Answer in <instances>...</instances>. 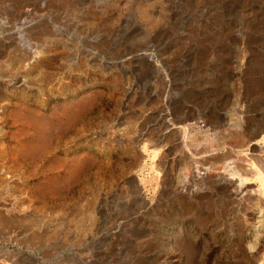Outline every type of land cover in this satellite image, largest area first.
Segmentation results:
<instances>
[{
    "label": "rangeland",
    "instance_id": "obj_1",
    "mask_svg": "<svg viewBox=\"0 0 264 264\" xmlns=\"http://www.w3.org/2000/svg\"><path fill=\"white\" fill-rule=\"evenodd\" d=\"M232 1L0 0V264H264V186L253 198L234 194L207 171L174 189L189 143L188 156L206 154L208 166L264 140V0ZM183 86L179 99L208 111L199 129L176 123L177 134L168 124L176 100L163 96ZM239 87L252 100L241 130L227 127ZM164 145L166 171L151 152ZM251 152L258 167L264 155Z\"/></svg>",
    "mask_w": 264,
    "mask_h": 264
},
{
    "label": "bare ground",
    "instance_id": "obj_2",
    "mask_svg": "<svg viewBox=\"0 0 264 264\" xmlns=\"http://www.w3.org/2000/svg\"><path fill=\"white\" fill-rule=\"evenodd\" d=\"M236 0H233L232 2H230L229 4L230 5H228V6H230V8H233V9H235L234 8V5H235V2ZM241 1V0H240ZM244 1V0H243ZM243 1H242V3H243ZM225 2H226V0H225ZM238 2H236V4H237ZM251 3V2H250ZM249 3V4H250ZM252 3H254V2H252ZM226 4V3H225ZM255 4H256V2H255ZM259 5V4H258ZM237 7V6H236ZM250 7V6H249ZM257 11V10H256ZM230 15V14H229ZM234 17V16H233ZM232 17V18H233ZM243 18V17H242ZM255 18V17H254ZM247 21V20H246ZM249 21V20H248ZM255 21V20H254ZM250 22V21H249ZM230 23V22H229ZM251 26V25H250ZM237 27V26H236ZM243 27H244V24H243ZM203 28V27H202ZM201 28V29H202ZM198 29V28H197ZM248 29V28H247ZM202 31V30H201ZM205 31V30H204ZM250 31H252V30H250ZM199 32H200V29H199ZM247 32V31H246ZM245 32V33H246ZM249 33V32H248ZM200 34H201V32H200ZM253 34H255V33H253ZM198 37V36H197ZM242 39V38H241ZM253 41V40H252ZM232 42V41H231ZM233 45V44H232ZM239 45V44H238ZM241 46V45H240ZM237 48V47H236ZM234 50H236V49H234ZM240 50V49H239ZM32 51V50H31ZM34 51V50H33ZM37 52V51H36ZM243 54V53H242ZM37 56V53H33V54H31L30 55V57H29V62H32L34 59H35V57ZM144 56L148 59V60H152V61H154V56L152 55V53H144ZM197 57V56H196ZM243 57V56H242ZM237 58V57H236ZM241 58V57H240ZM242 59V58H241ZM248 59V58H247ZM246 59V56H244L243 57V59H242V61L240 62L241 64L242 63H244L245 62V60H247ZM247 62V61H246ZM244 72V71H243ZM247 72V71H246ZM232 73V72H231ZM240 73H242V71H240ZM245 73V72H244ZM239 77V76H238ZM241 77V76H240ZM246 77V76H245ZM242 78H243V76H242ZM26 76H24V75H22L20 78H19V84H24L25 85V82H26ZM12 83V82H11ZM255 87V86H254ZM260 87V86H259ZM243 87H239L237 90L236 89H231L230 90V96H231V103H230V100L228 101L229 103H230V107H229V110L231 111V116H232V114H234L235 116H234V118H235V120L237 121L236 123L235 122H233V121H231V122H229L228 124H227V127H230V126H233V127H235V128H237V130H241L242 129V127H243V120H242V115L240 114V113H242V112H240L241 111V109L242 108H245V106H250V104L252 103V100H250V98H248V95L246 96L245 94H244V92L245 91H243V90H241ZM169 89V88H168ZM181 90H178V91H173V92H170L169 90L166 92V94H165V96H163V97H165V98H168V97H174V100H176V103H175V105H173V107H172V114H171V116L173 117V121L172 122H169L168 124H169V126H171L170 128L172 129V130H174V133H179V132H183L184 131V128L181 126V125H176V123H180V122H186L187 121V126H188V129L189 130H192L193 128H198V125L197 124H200L201 122H204V115H205V112H206V110H207V108L206 107H201L198 103H196L197 101H185V100H181V99H179L180 97H182V96H185V95H187L189 92H188V88L186 87H182V88H180ZM244 89V88H243ZM248 89V88H247ZM167 90V89H166ZM194 90H197V89H194ZM199 90V89H198ZM206 90H207V88H206ZM217 90H219V88H217ZM203 91H205V90H203ZM224 91V90H223ZM226 91V90H225ZM199 92V91H198ZM197 92V93H198ZM206 92H208V91H206ZM256 92H258L257 91V88H255V89H249L248 90V93H249V95H253V94H255ZM209 93H210V91H209ZM212 93V92H211ZM224 94V93H223ZM163 95H164V93H163ZM203 95V94H202ZM218 95V94H217ZM220 95V94H219ZM191 96V95H190ZM200 96V95H199ZM250 97V96H249ZM200 98V97H199ZM214 98V97H213ZM217 98V97H216ZM203 99V98H202ZM206 99V98H205ZM222 99V98H221ZM164 100V99H163ZM168 100V99H167ZM166 100V101H167ZM217 100V99H216ZM169 101H171V100H169ZM173 101V100H172ZM202 101V100H201ZM223 101V100H222ZM226 101V100H225ZM219 102V101H218ZM209 103V102H208ZM213 103V102H212ZM225 103V102H224ZM260 103V102H259ZM262 103V102H261ZM215 104V103H214ZM255 104V103H254ZM206 105V104H205ZM171 106V105H170ZM165 107V106H164ZM211 107V106H210ZM213 107V106H212ZM215 107V106H214ZM259 107V106H258ZM167 108V107H166ZM168 108H169V105H168ZM215 108H217L218 110H222L221 109V107L220 106H216ZM251 108V107H250ZM257 108V107H256ZM261 107H259V109H260ZM163 109V108H162ZM210 109V108H209ZM217 109H216V111H217ZM246 110V109H245ZM256 110V109H255ZM258 110V109H257ZM208 111V110H207ZM211 111V110H210ZM215 111V110H214ZM244 111V110H243ZM253 111H254V109H253ZM259 111V110H258ZM257 111V112H258ZM218 112V111H217ZM246 112V111H245ZM245 112H243V113H245ZM249 112V111H248ZM259 113H260V117L261 118H259L260 120H259V126H258V128H259V130H262L263 131V129H264V107L258 112V115H259ZM166 114H168V113H166ZM221 114L223 115V116H225V117H227V118H229L228 117V111H224V112H221ZM246 114H247V112H246ZM254 114V113H253ZM201 115V118H203L204 120H200V121H198L199 119H197L198 118V116H200ZM218 115V114H217ZM245 115V114H244ZM256 115V113L254 114V116ZM204 116V117H203ZM209 116H211V114L209 115ZM163 117V116H162ZM170 117V116H169ZM218 117V116H217ZM216 117V118H217ZM222 117V116H221ZM193 118H195V120H193ZM211 118H213V117H211ZM192 119V121H188V120H191ZM222 119V118H221ZM221 119H219V120H221ZM230 119V118H229ZM231 119H233V117L231 118ZM230 119V120H231ZM253 119V118H252ZM258 119V118H257ZM163 120H165V119H163ZM206 121V120H205ZM211 121V120H210ZM222 121V120H221ZM226 121V120H225ZM254 121H256L255 119H254ZM217 122V121H216ZM215 122V123H216ZM208 123V122H207ZM210 123H212V122H210ZM218 123V122H217ZM216 123V124H217ZM222 123V122H221ZM225 123V122H224ZM223 123V124H224ZM227 123V122H226ZM168 124H167V126H168ZM184 124V123H183ZM204 124H206L205 122L204 123H202V124H200V126H203ZM213 124V123H212ZM257 124V125H258ZM183 126H185V124L183 125ZM216 126V125H215ZM215 126H213V127H215ZM225 128H223L222 127V129H226V126H224ZM232 127V128H233ZM216 128V127H215ZM231 128V127H230ZM257 128V127H256ZM258 128H257V130H258ZM187 129V128H186ZM199 129V128H198ZM209 126H205V128L204 129H201L202 131H204V133L203 134H205V136L207 135H209L211 132H209ZM166 130V129H165ZM219 130V129H218ZM193 131V130H192ZM201 131V132H202ZM166 132V131H165ZM188 132V131H187ZM199 132V131H198ZM207 132H209V134L207 133ZM246 132V131H245ZM252 132V131H251ZM250 132V133H251ZM171 133H173L172 131H171ZM217 133H219V131H217ZM239 133V132H238ZM242 133V132H241ZM258 133V132H257ZM189 134V133H188ZM193 134V133H192ZM213 134H215V132H214V129H213ZM246 134H247V132H246ZM264 134V133H263ZM190 135V134H189ZM215 135H217V134H215ZM215 135H214V137H215ZM227 135H228V133H227ZM248 135H249V133H248ZM168 135L166 134V133H163V134H161L160 136H158V138H157V141H162V140H164L165 139V137H167ZM175 136V135H174ZM182 136H183V134H182ZM185 136V135H184ZM193 136V135H192ZM211 136V135H210ZM230 136V135H229ZM257 136V135H256ZM173 137V136H172ZM197 137V136H196ZM195 137V138H196ZM202 137V136H201ZM213 137V136H212ZM212 137H211V140H212ZM247 137V136H246ZM194 138V137H193ZM194 138V139H195ZM203 138H206V137H204V135H203ZM239 138V137H238ZM253 138V137H252ZM173 139V138H172ZM193 139V140H194ZM215 139V138H214ZM213 139V140H214ZM226 140H229V139H227V138H225ZM246 139V138H245ZM261 139V138H260ZM260 139H254V140H252L251 142H249L248 143V145L247 146H245V148H242V149H234V147H236L237 146V144L235 145V146H233V149H231V148H229L228 149V151H226V153H228L227 155H223V157L221 158V161H219V160H217V159H215L214 158V160H210L211 162H210V165L208 164V166H202L201 164H203V163H205L206 162V154L205 155H202L201 157H200V159L199 160H197L196 158H194V157H192L191 155H189L188 156V151L191 149V146H197L196 144H194L195 142H192V144L191 143H189L190 145H188L187 147L185 146V150H183L184 152L185 151H187V154L185 153V156H186V158L185 159H187L188 161H187V163H188V170H187V173H186V175H185V177H183V178H180L179 176V174H178V176L174 179V183H175V187H174V189L175 188H179V189H184V188H186V187H188L189 186V182H192V181H194L195 179L197 180V177H203L204 175H205V173L207 172V171H213L215 174H216V176L214 175V177H211L210 179H212V181L213 182H215V183H222V182H229V183H233V184H235V186H236V189H234V194L236 193V194H246V195H249L250 197H256V196H259L260 194L262 195V193H261V191L263 192V190H262V186H264V157H262L260 160H259V162H258V167H256V166H254L251 162H252V160H253V157H252V160L250 159V155H251V151L253 150H258L259 152H261L263 155H264V140H260ZM177 140V141H176ZM185 140H187V139H185ZM211 140H209V141H211ZM222 140H224V139H222ZM226 140H224V141H226ZM236 140V139H235ZM242 140V139H241ZM248 140V139H247ZM173 141H176V142H178L179 143V145H183L184 144V139L181 137V135H180V137H177L176 139L174 138V140ZM188 142L190 141L189 139L187 140ZM192 141V140H191ZM195 141V140H194ZM208 141V142H209ZM231 141H232V139H231ZM243 141V140H242ZM245 141V140H244ZM243 141V142H244ZM163 142V141H162ZM207 142V143H208ZM216 142H217V139H216ZM198 143V142H197ZM229 142H227V144H228ZM236 143V142H235ZM237 143H238V141H237ZM245 143V142H244ZM243 143V144H244ZM212 144V143H211ZM215 144V143H214ZM229 144H231V142L229 143ZM241 145V144H240ZM240 145H239V147H240ZM176 146V145H175ZM204 146H205V144H204ZM229 146V145H228ZM228 146H224V145H222L220 148L222 149V150H224L226 147H228ZM199 147V146H198ZM202 148H203V146H201ZM213 147V146H212ZM215 147V146H214ZM230 147H232V145H230ZM239 147H237V148H239ZM242 147H244V146H242ZM179 148V147H178ZM206 148V147H205ZM195 149V148H194ZM196 149H197V147H196ZM196 149H195V151H196ZM201 149V148H200ZM150 150V149H149ZM169 150H170V146L169 145H164L162 148H160V147H158V148H152L151 149V152H152V155H154L155 157H157V165L158 166H162V168L163 169H165V171H166V169L168 168V159H167V155H168V152H169ZM180 150V149H179ZM218 151L219 150H215V148L213 149V148H211L210 150H209V154H207V155H212L211 156V158H213V156L215 155L216 157H217V155H216V153H218ZM143 152H144V150H143ZM260 153V154H261ZM193 154V153H192ZM221 154V153H220ZM219 154V155H220ZM258 154V153H257ZM259 154V155H260ZM178 155V154H177ZM254 155V154H253ZM181 156V155H180ZM240 156H242L243 158V160L245 161V163H243V160H242V163L244 164L243 166L242 165H240V163H241V160H240ZM249 156V157H248ZM154 157V158H155ZM176 157V156H175ZM179 157V156H178ZM197 157V156H196ZM240 157V158H239ZM255 157V156H254ZM154 160V159H153ZM207 160H208V158H207ZM185 161V163H186V160H184ZM256 164H257V162L256 161H254ZM253 162V163H254ZM179 163H180V161H179ZM193 163H195V166L194 167H197V168H193L192 169V167L190 166L191 164H193ZM196 163H198V166H197V164ZM209 163V162H208ZM241 163V164H242ZM171 164V163H170ZM255 164V165H256ZM201 165V166H200ZM170 166V165H169ZM200 167V168H199ZM160 169V168H159ZM162 169V170H163ZM193 170V171H192ZM160 171V170H159ZM161 172V171H160ZM213 173V174H214ZM163 173H161V175H162ZM169 174V173H168ZM211 174H212V172H211ZM164 178H165V180L164 181H172L173 182V180L171 179V177L170 176H168V175H162ZM213 176V175H212ZM162 177V178H163ZM251 177H254V178H256L257 180H258V184H260L261 186H259V187H257L256 188V186L255 187H252V180H251ZM163 178V179H164ZM209 178V177H208ZM207 178V179H208ZM195 180V181H196ZM209 180V179H208ZM255 181V180H254ZM171 182V183H172ZM170 183V182H169ZM255 185V184H254ZM178 186V187H177ZM231 188V187H230ZM178 189V190H179ZM175 190H177V189H175ZM233 191V190H232ZM232 195V194H231ZM107 196V195H106ZM229 196V195H228ZM232 197V196H231ZM235 197V196H234ZM237 198V197H236ZM247 198H249V197H247ZM243 199V198H242ZM258 199H260V198H258ZM257 200V199H256ZM250 201V200H249ZM231 202V201H230ZM243 202V201H242ZM253 202H254V200H253ZM259 202V201H258ZM257 202V203H258ZM256 203V202H255ZM227 204V203H226ZM225 204V205H226ZM229 204V203H228ZM253 204V203H252ZM233 205H235V203H233ZM259 205V204H258ZM227 206V205H226ZM230 206H232V205H230ZM251 206V205H250ZM254 206V205H253ZM23 207V206H22ZM26 206H24V208H25ZM215 207V206H214ZM217 207V206H216ZM235 207H236V205H235ZM235 207H231L230 208V211H227V213H226V215H227V217H229V218H232V217H234L235 218V216H237V214L239 213V211H238V208L240 207H238V208H235ZM226 208V207H225ZM235 208V209H234ZM257 208H255L254 210H256ZM259 209H261V208H259ZM21 210V209H20ZM26 210V209H25ZM221 210V209H220ZM21 211H23V210H21ZM245 211V210H244ZM253 211V210H252ZM257 211H258V209H257ZM261 211H262V209H261ZM260 211V212H261ZM218 212V211H217ZM259 212V211H258ZM262 213V212H261ZM263 213H264V211H263ZM240 214V213H239ZM260 214V213H259ZM221 215H222V213H221ZM239 216V215H238ZM260 216H263V215H261L260 214ZM260 216H258L259 218H261ZM257 217V216H256ZM264 218V217H263ZM225 219V218H224ZM226 220V219H225ZM232 220V219H231ZM260 220V219H259ZM238 221V220H237ZM257 221V220H256ZM235 222V221H234ZM258 222V221H257ZM229 223V222H228ZM236 223V222H235ZM254 223V222H253ZM252 223V224H253ZM227 224V223H226ZM259 224V223H258ZM263 224V223H262ZM224 225V224H223ZM227 225H229V224H227ZM256 226H257V224H256ZM260 226V225H259ZM262 226V225H261ZM224 227H226V226H224ZM223 227V228H224ZM232 227V226H231ZM252 227H254V226H252ZM264 227V226H263ZM234 228H235V226H234ZM237 228V227H236ZM238 228H240V227H238ZM255 228H257V227H255ZM260 228V227H259ZM262 229V228H261ZM229 230V229H228ZM232 230V229H231ZM257 261V260H256ZM257 263H259V262H257ZM256 263V264H257ZM252 264V263H251ZM261 264V263H260Z\"/></svg>",
    "mask_w": 264,
    "mask_h": 264
}]
</instances>
